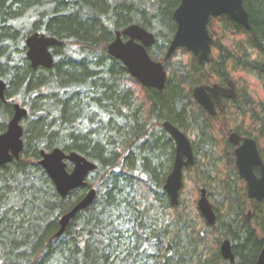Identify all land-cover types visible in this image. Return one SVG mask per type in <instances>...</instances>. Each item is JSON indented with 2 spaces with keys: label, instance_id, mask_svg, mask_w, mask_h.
Returning a JSON list of instances; mask_svg holds the SVG:
<instances>
[{
  "label": "trees",
  "instance_id": "16d2710c",
  "mask_svg": "<svg viewBox=\"0 0 264 264\" xmlns=\"http://www.w3.org/2000/svg\"><path fill=\"white\" fill-rule=\"evenodd\" d=\"M243 3L251 29L227 16L211 19L210 60L198 65L184 49L164 60L179 0H0V79L6 84L0 134L12 104L28 112L21 121L19 160L0 167V264H230L220 254L224 240L231 243L234 264L256 261L264 244V200L247 198L234 148L225 140L220 148L213 124L228 107L249 119L258 128L253 140L264 161L258 144L264 103L255 105L249 92L236 90V100L223 101V110L212 117L192 97L197 86H225L233 73L264 80V0ZM130 25L155 38L147 52L166 71L162 92L143 88L107 55L115 33ZM32 33L63 43L50 50L52 69H33L27 61L24 41ZM164 122L191 143V168L211 201L217 198L215 226L200 213L198 222L190 219L182 202L171 206L163 191L175 150ZM55 148L96 165L86 186L63 199L38 165L40 151ZM90 189L96 190L93 204L52 239L58 219ZM21 216L15 224L5 222Z\"/></svg>",
  "mask_w": 264,
  "mask_h": 264
},
{
  "label": "water",
  "instance_id": "95a60500",
  "mask_svg": "<svg viewBox=\"0 0 264 264\" xmlns=\"http://www.w3.org/2000/svg\"><path fill=\"white\" fill-rule=\"evenodd\" d=\"M227 16L244 30L251 29L249 14L243 0H179V5L173 13L176 24L175 33L168 44L164 60H169L173 54L184 49L191 54L198 65L209 63L213 40L208 32L211 19ZM122 37L126 38L125 41ZM154 36L137 25H130L115 33L114 40L107 46V55L119 61L128 74L143 88L162 92L167 74L161 62L151 59L147 50L154 46ZM63 43L44 34L32 33L24 41L26 59L31 68L52 69L54 57L51 48L62 46ZM264 71V64H262ZM6 84L0 79V101L5 103ZM193 99L210 115L217 114L216 109L223 107L222 99L236 98L234 85L231 81L227 87L218 85L197 86L192 90ZM13 115L6 124V130L0 134V167L12 161H18L23 150V128L21 121L28 112L20 104H12ZM163 131L173 141L174 159L171 171L163 184L171 206L179 204V193L182 189L183 170L195 164L194 153L187 136L169 122L162 125ZM228 143L235 147L234 158L238 176L245 182L246 195L249 200L260 202L264 200V161L258 151V146L252 138H241L232 133ZM38 165L51 180L60 198H66L71 192L86 186L87 177L96 170V165L85 157L75 153H65L59 148L49 152L40 151ZM67 164L72 169L67 171ZM259 170V175L254 170ZM96 198V190L90 189L76 202L73 207L58 219V230L52 239H59L77 214L89 208ZM197 209L208 226H215L216 215L209 202L207 191H199ZM250 213L248 212V217ZM220 254L224 261L234 264V255L229 240L222 241ZM253 264H264V244Z\"/></svg>",
  "mask_w": 264,
  "mask_h": 264
},
{
  "label": "rangeland",
  "instance_id": "374dc122",
  "mask_svg": "<svg viewBox=\"0 0 264 264\" xmlns=\"http://www.w3.org/2000/svg\"><path fill=\"white\" fill-rule=\"evenodd\" d=\"M214 29H215L214 31L216 32L217 36H220V34H218V31H220L218 26L214 25ZM226 40H224L223 42H226ZM181 58L183 60H188L189 56L185 55ZM231 77L233 79L232 81H234L235 83L236 90L240 92L242 90L249 92L251 98L255 102V105L259 102L264 103V80L260 81L258 80V78L254 77V75L252 74L245 76L240 73H233ZM137 92L139 91L137 90ZM213 128L215 131L214 134L219 142L220 148L223 147L224 140L227 141L228 134L233 131H236V132L239 131L244 134L248 133L250 134V138L252 139L256 137L257 135L256 132H258L257 126H254L253 123L249 119L244 118L240 114L238 115L233 109H230L229 107L225 110L222 116L217 118L216 122H214L213 124ZM258 144L260 145V148L264 151V138L259 137ZM221 154L222 153L220 149L217 155L220 156ZM168 174H169V170L167 169L165 177H167ZM182 178H183L182 179L183 185L179 193V201H181L182 204L187 208L190 219H194L195 222H198V220L196 219L197 218L196 214L199 213L197 212L198 211L197 201L199 199V191L200 189L203 188L202 183L199 181L197 173L196 172L194 173V168H191L188 171L183 170ZM92 187H94V185H92ZM215 197L216 196H214L213 201L214 203L216 202L218 204L217 198ZM211 200L212 199H210L209 202L211 203V205H213V201ZM19 218H23V216L18 217L16 219L8 218L5 220V222L15 224L20 220ZM249 218H250V215H249ZM167 221H168V216L167 218L163 219V222L166 223ZM5 224L6 223H4L3 225ZM198 229H200V226H198Z\"/></svg>",
  "mask_w": 264,
  "mask_h": 264
},
{
  "label": "flooded vegetation",
  "instance_id": "af4514ba",
  "mask_svg": "<svg viewBox=\"0 0 264 264\" xmlns=\"http://www.w3.org/2000/svg\"><path fill=\"white\" fill-rule=\"evenodd\" d=\"M122 40L123 41H125L126 40V38H124V37H122ZM229 81H227V83H228ZM232 82V81H231ZM227 83L225 84V86H221V87H227ZM233 83V82H232ZM213 85H216V84H213ZM213 85H201V86H213ZM233 85H234V90H235V94H236V87H235V84L233 83ZM218 86H220V85H218ZM193 97V96H192ZM236 98H237V95H236ZM236 98L234 99V100H236ZM225 100H227V101H234V100H230V99H226V98H223L222 99V104H223V101H225ZM195 101V100H194ZM196 102V101H195ZM224 106V105H223ZM202 108V107H201ZM203 109V108H202ZM204 110V109H203ZM221 110H223V107H222V109ZM221 110H218V109H216V112H217V114H218V112H220ZM217 114L215 115V116H212V117H216L217 116ZM232 133H236V134H238V132H236V131H233V132H231V133H229L228 134V136H227V142H228V137H229V135L230 134H232ZM241 138H248V137H243V136H241L240 134H238ZM188 138V137H187ZM229 144V143H228ZM230 145V144H229ZM231 147H233L234 148V151H235V147L234 146H232V145H230Z\"/></svg>",
  "mask_w": 264,
  "mask_h": 264
}]
</instances>
